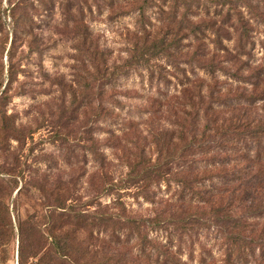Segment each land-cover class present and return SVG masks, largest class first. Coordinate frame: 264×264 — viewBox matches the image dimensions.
<instances>
[{
	"label": "rangeland",
	"instance_id": "obj_1",
	"mask_svg": "<svg viewBox=\"0 0 264 264\" xmlns=\"http://www.w3.org/2000/svg\"><path fill=\"white\" fill-rule=\"evenodd\" d=\"M175 7L0 0V264L23 221L25 257L76 231L84 264H264L246 194L243 242L210 218L264 186V0Z\"/></svg>",
	"mask_w": 264,
	"mask_h": 264
},
{
	"label": "trees",
	"instance_id": "obj_2",
	"mask_svg": "<svg viewBox=\"0 0 264 264\" xmlns=\"http://www.w3.org/2000/svg\"><path fill=\"white\" fill-rule=\"evenodd\" d=\"M174 1H175V6H176L175 9H178L180 5L187 6L193 2V0H180V1L174 0ZM177 105L180 106L179 103ZM189 107L192 108V105H189ZM188 116L191 117V115H188ZM193 127L194 129H196L195 124H193ZM181 130H183V127ZM228 130H226V132H224L223 135L229 134ZM254 130L255 132L254 133L252 132L250 134H256L257 132L259 133L264 132L263 131L264 124L258 127V129H254ZM180 133L182 134L179 137L181 140H183L184 139L183 135H185V133L183 131H181ZM190 145H192V143H190L188 146ZM153 167H156V164H154ZM253 180H255V177L251 179H247L246 181H244L245 183H241L238 185L242 187L244 184L246 188L244 191L239 192L236 184L233 188H230L229 190L225 191L227 194L229 193V195L227 198L225 197L226 199L222 198L223 201L225 200V203H222L224 204V206L213 209L212 214L210 216V218L216 221L215 224H217V226H219V228L222 229L223 233L225 232L229 233L230 235L229 239H231V243L233 245L238 244V243L240 244V242H243V239H240V238L242 237L241 235L244 232L243 228H246L247 226L246 224L244 225V223L242 222L244 217L242 215L240 216L236 214L234 210L236 208H239L242 205V202L243 204L246 203L243 200V196L245 194L248 196L247 203H246L248 204V206L244 205L247 211V215H246L247 217L253 218L254 216H257V214L264 212V203H262L264 202V199L255 200L256 195L258 196L262 195V193L264 192L263 182L252 183L251 181ZM0 181L4 183H10V181L7 182L1 179ZM250 187L257 189V190H251ZM220 202H221V198H220ZM232 202L239 204V206L238 205L234 206L235 204H233ZM2 207L4 210L5 219L6 221H8V223L4 227H7L6 232H8V236L11 237V235L14 233V227L11 223L8 205L2 204ZM198 220H199V217L196 215L191 214V215L185 216L184 218H182L180 223L182 224V226H186L190 224V229L189 230L184 229L185 227H182L181 229L186 230V231L194 230L192 226H196L198 224ZM25 224L27 223L23 221L22 223H18V226H17V230L19 234V244H18V249H17V264H84L82 263V260H84V255L89 254V251L88 249L84 248L82 244L80 243V241L77 240L76 237L74 236V233H76V231H70L71 233H65V236L63 237L51 239L50 244H48V248H47V243H41L39 246V244L36 245L30 242L29 247L32 251H30L29 256L25 257L23 253V247H22V241H21L23 226ZM53 226L55 227V225ZM6 245H7V242H3L2 239H0V248L1 247L5 248ZM37 246H39V248ZM4 261H5L4 259H1L0 263H3Z\"/></svg>",
	"mask_w": 264,
	"mask_h": 264
}]
</instances>
